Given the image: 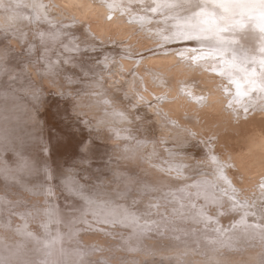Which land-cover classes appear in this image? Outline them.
Listing matches in <instances>:
<instances>
[{
	"label": "rangeland",
	"instance_id": "obj_1",
	"mask_svg": "<svg viewBox=\"0 0 264 264\" xmlns=\"http://www.w3.org/2000/svg\"><path fill=\"white\" fill-rule=\"evenodd\" d=\"M158 1L160 0H151L149 4ZM31 2L16 0L19 7L14 11L22 15V20L18 22L20 24L16 22L7 26L11 28L25 24V35L15 36L16 39L14 37L0 39V264H16L19 257L26 260L24 264H185L184 253L190 256L189 252H193L190 260L194 256L213 260L216 258L213 255L216 249L226 253L238 251L242 246L247 247L241 243L243 240L263 243L253 244L256 251L243 252L241 256H250L251 259L247 261L249 264H264V215H255L256 208L260 209L259 212L264 211V176L258 177L263 173L262 169L264 170V155L258 156L256 153L259 159L254 157L253 152L256 150L249 145L250 140L247 137L244 139L236 137L238 141L235 138L236 148L240 146L238 148L243 149L246 146L245 149H250L248 153L253 155L248 160L254 162L248 161L247 158L242 160L244 165L247 164L246 171L250 173L249 182L252 177L256 180L258 177L259 188L248 189L243 186L244 177L239 176L233 165L221 159L216 148L219 145L217 143L222 144L225 140L223 128L226 127L225 121H219L213 125L214 128L211 126V129L208 128L210 130L197 134L187 131V128L181 127V123L176 120L183 119L186 126L191 125L189 121L192 120L186 118V113L179 116L175 112L171 113L174 118L170 117L174 123L160 122L167 131H163L161 127L162 131L157 132L155 125L154 129L151 126V119L148 118H143L144 120L140 122L134 118V122L124 127L126 130L102 127L100 121L108 119L102 114L106 111L102 106L104 101L109 104L108 110H112L113 107L128 109L130 105L132 110L136 108L135 105L145 108L142 113L151 118L157 114L156 109H159L158 104L161 103L163 95L156 97L151 89L146 87L142 90L134 89L135 96H130L132 100L125 99L115 84L117 78H122L120 72L112 70L108 74L105 69L109 67L101 68L98 60H93V63L99 68L91 66L92 58H89L90 61H83L87 66L84 68L85 73L89 75L88 67H97L104 78L111 79V83L106 82L107 89L106 85L92 88V82L88 81V77L85 79L81 75L75 77L86 92V98L83 100L88 101L87 105H82L81 108L78 103L66 102L76 95L72 93L70 86L60 89L61 86L51 80V73L48 74L50 77L43 75L42 78L38 75L36 79L31 74L29 66L33 65L35 68V63L39 61L50 63L49 67L46 66V70L50 69L48 72L55 70L54 72L67 79L72 76V67L66 66L65 61L59 64V56H56L57 40L66 38L69 44L66 41L61 45H66L67 48L69 46L72 50L80 48L85 53L96 50L111 51L109 46L115 41L110 43L106 40V43H103V40L86 34L68 17L60 18L61 15H55L54 11H50V15L41 14L44 22L40 21L35 13H32ZM50 2L52 0H48L47 3ZM56 2L58 5L55 9L60 13L68 15L69 12H76L77 8L71 6L68 0ZM198 2L202 4L206 0ZM175 3L177 5L181 3L183 6L185 0H176ZM132 5L149 15L154 11L161 12L162 17L158 21L156 18H145L147 23H152L150 25L159 31L155 36L159 37L161 43L137 53L135 44H132L135 49L131 51L127 44L128 40L122 41L121 45L124 47L120 50L125 53V56L121 54L123 58L129 55L126 59H132V55L136 53V55L160 54L159 52L150 54L160 47L170 48L169 54L177 52L178 57L188 58L186 56L192 54L194 56L191 60L194 62L197 54H216L220 56L216 63L222 66L228 64L234 66L232 61H238L229 53L244 54L240 55L243 57H264V25L214 28L205 34L201 31L193 33L189 30L190 27L181 26L182 23L193 24L191 20L181 18L182 15L178 12L181 7L171 10L172 6H169L171 4H167L162 10L156 8L150 11L143 0H134ZM187 5L189 6V2ZM30 13L32 16L29 22ZM139 15L143 14L137 12L134 17H140ZM218 24L228 25L224 21H218ZM148 26H141L134 35L141 33ZM68 27L82 30L80 29L78 33L64 31ZM157 42L153 41L148 45ZM54 44L57 48L53 46ZM88 44L102 45L104 51H99L98 47ZM23 47H26L25 50ZM74 58L81 59L77 56ZM146 58L147 55L140 61H145ZM45 60L49 61L44 62ZM199 60L206 64L215 62V59L209 57H199ZM226 60L229 61L227 64ZM194 66L198 67L195 63ZM129 68L131 73L141 74L138 67ZM250 68L252 74L245 75L247 77L252 75L254 80L264 82V69L256 65H251ZM114 72L117 76L110 75ZM36 73L39 74L37 71ZM238 74H242L241 71L230 72L228 78L234 89L241 78ZM216 76L220 78L219 75ZM197 82L198 87L211 89L209 84H202L200 80ZM98 84L101 86L100 82ZM227 86L228 84L222 88V92L227 91ZM240 88L238 85L237 91L225 93L230 97L226 106L235 105L243 114L254 115V110L258 107L256 105L263 104L264 94L258 93L261 96L255 100V97L245 96ZM49 89L53 92H49L50 95L43 99V94ZM259 91H264V86H260ZM143 92L146 93V97L142 95ZM81 94V97H85L84 93ZM148 94L152 100L148 99ZM182 94L191 99L190 93ZM42 102L46 103L45 109L41 108ZM148 108L150 109L147 110ZM43 112L46 116L41 114ZM236 118L237 116L234 119ZM259 120L257 121L259 125L264 127V118ZM215 127L224 131L222 129L219 131ZM263 129L261 128V132L264 134ZM205 132H209L210 137L204 135ZM214 133L218 134L214 136ZM120 137L123 139L106 141ZM178 138L182 144L184 142L195 144L197 150L195 157L192 155L193 152L184 151L180 147ZM221 144L220 148L224 146V143ZM228 146L230 147L229 144ZM172 153L179 154L177 159L171 158ZM173 163L179 164L178 167ZM254 167L258 170L262 167L261 173ZM252 168L258 171L256 173L253 170L254 175ZM227 189L234 193L228 192ZM192 235L195 238H192ZM21 245L23 247L25 245V248L32 247L33 251L28 249L29 252H25L31 257L24 258V251L23 255L14 256L22 251ZM39 248L41 252L38 251ZM59 248L62 251H59ZM42 249L46 252L43 253ZM188 249L189 252L183 251ZM79 251L83 255L78 254ZM174 254H178V259ZM173 258L176 259L173 261ZM192 264L202 263L193 260Z\"/></svg>",
	"mask_w": 264,
	"mask_h": 264
},
{
	"label": "bare ground",
	"instance_id": "obj_2",
	"mask_svg": "<svg viewBox=\"0 0 264 264\" xmlns=\"http://www.w3.org/2000/svg\"><path fill=\"white\" fill-rule=\"evenodd\" d=\"M31 1L32 2L30 4L32 5V7H31V5H30V7L32 8L31 9L32 13H35L36 17L40 21L44 22V19H43L41 14L50 15V11H54L55 15H57V16L61 15L60 18L68 17L70 19V21L77 23L85 31L86 34L103 40V43H106V40L109 41L110 43L115 41V43H113L109 46V48H111V51L97 52V50H96L95 52L85 53L80 48H77V49L75 48L74 50H72L69 48V46L67 48L66 45H61L62 42L66 43L67 40H66V38L59 39L55 42L56 45L58 44V46H57L58 49H56L57 54L53 53V55L56 54V56L57 55L59 56L60 63L59 62L58 63L60 65H61L62 61H65L66 66L72 67V70H71L72 76H69L66 79L64 76H62L58 72H54L55 70H53V72L52 71L48 72V70H50V69L46 70V66H48V64H50V63H48V64L47 63H40V61H39V63H37V64L35 63V66H36L35 68H38L37 70L34 68L33 65L29 66V70H30V72L34 78L38 79V77H37L38 75L42 76V78H43V75L49 76L50 75L49 73H51V80L56 81L55 84H57L58 86L60 85L61 86L60 89H62V87H69L70 86L73 90L72 93L74 95L76 94L73 99L67 100L66 102L69 101V102L76 103V104L78 103L77 105L82 108V105L86 106L87 102H88L87 100H83V98L84 99L86 98V92L84 89L81 88L80 82L77 81L75 77H80V75L83 79L88 77L87 78L88 81L92 82V85H93L92 88L93 87L100 88V87L106 85V82L111 83L110 78H104V76L98 72V69H96L98 66L95 63H93V60H98L99 66H101V68L109 67V68L105 69V72H107L108 74L112 70L120 72V75H122V78L121 79L117 78L115 84H116V89L120 93L124 94L125 99L131 98L130 96H132V97L135 96L134 93L136 90H134V89L142 90V88H146V87L150 88L152 91V94L155 95L156 97H161V95H163L161 98V103L158 104L159 109H156L157 114L155 116H152L151 118L148 115L142 113V111H145V108H141V107H138L135 105L136 108L132 110V106L130 105V107L128 109L124 108V107H118V108L113 107L112 110H108L107 106L109 104L106 101H104V103H102V106H103V109L106 111L102 112V114L106 115V117L108 119H106V120L103 119L100 121L102 127L108 126V127L113 128V129H116V130H119L121 128H123L121 130H126V128H124V127H126V125L134 122L133 121L134 118H136L135 120L138 122H140L141 120L143 121L144 120L143 118H148V120L151 119L150 121H152L151 126L154 128V125H155L156 131L158 132V131H162V128H163L161 126V123H160L161 121H167L169 124L174 123L172 121V118H170V117L174 118V115L172 116L171 113L175 112V113L179 114V116L183 113H186V118L188 120H192V121H189L191 123V125L189 124V126H186L183 119H181V120H183L184 123L180 119H176V120L179 123H181V125H180L181 127L187 128V131L191 132L192 134H197V132H204V130L206 131L208 128L213 126L215 123L217 124V122H219V121H225L226 127L223 126V128L225 129V132H224L225 140L222 141L224 143V144L222 143L224 146H222V148H220L219 145L221 143H217V145L218 144L219 145L216 146V148L219 152V155L221 156V159L223 161H227V163L229 165H233V168L237 169L239 176L244 177L243 186L247 187L248 189L252 188V187L259 188L258 177L262 178L264 176V170L262 169L263 166L260 168V169H262L263 173L260 172V169L258 170V168L256 169V167H254V169L258 170L259 173H261V174L258 175L257 180H256V178L253 179V177H252L250 182H249L248 176H250V173L246 171L245 168L247 167L246 166L247 164L244 165L243 160L245 158H247V160H248V158H251V156L253 157V155H251V153L250 154L248 153V151L250 150L248 147L247 148L249 150L245 149L246 144L242 145L245 147H243V149H241V148H238L240 146H238L236 148L235 143H236V140L238 141V138H236V137H241L242 139L247 137L250 140L249 145L253 148L254 151L256 150L255 152H253L254 157L256 156L255 155L256 153H257V155L259 154L258 156H260L261 154L264 155V151H262V150H264V134L261 132V128L263 129L264 127H261L262 125L260 126L259 123L257 122L258 119L261 120V118L262 119L264 118V101H263V104L259 103V105H256L258 107L254 110V115L253 114L251 115L250 113L245 115V114H243V112L241 110L237 109L235 105H230L229 107L226 106V102L230 99V97L228 96V94H225V93H227V92L232 93V91L235 92V90L237 91L238 85H239V86H241L240 90L244 91L243 94H245V96L255 97V100H258L256 97L261 96V95H258V93L264 94V91H259V87L264 86V82L262 80H254L255 78L252 75H251V77H247L245 74L251 73L249 71L251 69L250 68L251 65L260 66L264 69V57H243L240 55H244V54L229 53V55L235 56L234 58L237 59L238 61L233 60L234 61L233 62L231 60L234 66H230L229 64L226 66H222L220 63H216L219 60L218 58H220V56H218L216 54L215 55L214 54H197V55H195L196 58H194L196 62H194L191 60V58L194 55L188 54L186 57H188L189 59L184 58V57H178L177 52L169 54L170 48H164V47H160L159 49H155L152 52H150V54L155 53V52H159L160 54L157 53L156 55H149V54H143L142 53L143 55H141V54L136 55L139 51L146 49V48H149V46H153V45H156L158 43L159 44L161 43V40L159 39V37L155 36L156 32H157V34L159 33V31H157V28L151 26L150 24H152V23H150V22L147 23L146 19H145L147 17H149V18L151 17L152 19L156 18V21H158L162 17L161 12L154 11L152 14L149 15L144 10L133 6L132 4H133L134 0H68L70 5L76 7L77 9H76V12H74V13L69 12L68 15H64V14L60 13L59 10L57 11L55 9V6L58 5L56 0H52V2H50L49 4L47 3L48 0H31ZM150 1L151 0H143V3L148 7V9L150 11L156 10V8H159V10H162V9H164L163 7H165V5L167 6V4H171V5H169V6H172L171 10L178 9L181 7L178 10V12L182 15L181 18L185 17L184 19L191 20L193 23L192 25H190L188 23H186V24L182 23L181 26L190 27L189 30H192L193 33L201 31V33L205 34L208 32V30H211L214 28L246 27V26H252V25H264V0H228V1H225V0H206V2L202 3V4L199 3L198 0H185V5H183V6H181V3L179 5H177L175 3L176 0H160V1L156 2L155 4H152V3L149 4ZM188 2H189V6L187 5ZM229 3L230 4L232 3L233 5H229ZM196 4H197V6H195ZM17 7H19V5L16 4V0H0V39H6V38H11V37H14L16 39V37H18V36L22 37L23 35H25L24 34L25 24L21 25V26L17 25L15 27L7 28V26L10 25L11 23H13V24L16 22L18 23L19 21L22 20V15L20 13H17L14 11V9H17ZM52 8H53V10H52ZM166 9H167V7H166ZM137 12L143 14L145 17L143 15L142 16L139 15L140 17H134V14H136ZM194 12L197 14L194 15L193 14ZM32 13H30V15H28L29 22H30V19H31L30 17L32 16ZM110 15L113 16V18L111 16L112 19L111 18L109 19ZM168 16H169V14L166 15V17H168ZM72 17H74V18H72ZM218 21H224V22L228 23V25H220V24H218ZM135 23H137L138 25H135ZM18 24H20V23H18ZM148 25H150V26H148ZM141 26H145V27L148 26V28L145 30H142L141 33H139V34L134 35L135 31H137ZM81 28L68 27V28L64 29V31L78 33ZM59 29H61V28H59ZM163 34H164V32H163ZM126 40H128L127 44L130 46L129 50L133 51L135 49V48H133L132 44H135L134 46L137 47V49H138L137 53L134 51V53H136V54L132 55V57L134 59L133 58L132 59H126V58H128L129 55L128 56L126 55L127 56L126 58L122 57V55L125 56V53L120 50L121 48L124 47L123 44L121 45V42L126 41ZM153 41H158V42L148 45L149 43H152ZM58 42H60V43H58ZM145 42L147 43L146 45H148V46H146L144 44ZM10 44H11V46H13L12 45L13 43L10 42ZM55 44L53 45L54 47L56 46ZM67 44H69L68 41H67ZM72 44H71V46H72ZM88 45L98 47L99 51H104L103 48H101L102 45H99V46L96 44H88ZM142 45H145V47H141L142 48L141 49L140 46H142ZM27 46H28V44H27ZM50 46H52V44ZM57 47H55V48H57ZM25 48L26 47H23L24 50H25ZM16 49H17V51H19L18 48H16ZM88 50H90V49H88ZM116 50H117V52H116ZM49 51H50V49H49ZM146 55H147L146 60L140 61ZM14 56H15V54H13V57ZM75 56L81 57V59H79V58L75 59L74 58ZM130 57H131V54H130ZM199 57H201V58H208L209 57V58L215 59V62H211L209 64L201 63L202 61L199 60ZM89 58H92V60L90 61ZM9 59H10V56H9ZM216 59H217V61H216ZM25 61L27 62L28 59ZM48 61L49 60H47V61L45 60L44 62H48ZM83 61L84 62L90 61L91 66L95 65L97 67L96 68L88 67L89 75H87L85 73V70H84V68L86 69L87 66H85L83 64ZM183 61H185V62H183ZM228 62L229 61L226 60V64ZM194 63L196 65H198V67L194 66ZM235 63L237 64L236 67H235ZM79 65H80V68H79ZM199 65H200V67H199ZM59 67H62V66H59ZM129 67H131V68L138 67L141 74L131 73ZM52 68H53V65H52ZM35 70L37 72H39V74H37ZM228 71L237 72V73L241 71V73H242V74H238V76H241V78L238 79V81H239L237 83L238 85L235 84V87H236L235 89L233 88V86H231L229 84L230 81L228 80V78L230 77V72H228ZM215 73H217V74H215ZM56 74H59V75L56 77L55 76ZM127 74H130V75H127ZM110 75L117 76L115 74V72L111 73ZM216 75H219L220 78ZM130 76H131V78H130ZM127 77L130 79H127ZM157 77H158V79H157ZM112 78H115V77H112ZM198 80L202 81V84H209L211 86V89L198 87V82H197ZM58 81H60V82H58ZM68 82H73L74 84L68 85L67 84ZM99 82L101 83V86L98 84ZM44 84L46 85L45 81H44ZM85 84L88 87V84L87 83H85ZM227 84H228L227 89H226L227 91L222 92V88H224ZM117 85H118V87H117ZM107 86L108 85H106V89H107ZM110 89H112V88H110ZM150 89L148 91H150ZM198 90L200 92H198ZM181 91L184 93H190L192 95L191 99L189 97L183 95ZM49 92H53V91H51V89L47 90L46 94H43L44 95L43 99H45V97L50 95ZM81 93H84L85 97H83V96L81 97V95H82ZM142 95L146 97V93L144 94V92H143ZM54 96H55V94H54ZM88 96H90V95H88ZM147 97H148V99L152 100L151 95L148 94ZM76 100H78V101H76ZM131 100H132V98H131ZM120 101L123 103V101L121 100V97H120ZM63 102L64 101H62V103ZM62 103L60 105H62ZM93 103L96 104L95 101ZM256 103L257 102H255V104ZM45 104L46 103H43V107H41L42 109H45V107H44ZM161 104H163V105H161ZM150 108H148L147 110H149ZM43 113H41V114L45 115V113L44 114ZM90 113L92 114V112H90ZM79 114L81 115V113H79ZM236 116H237V118L234 119ZM244 117H246L245 121H244ZM43 120L45 121V118ZM203 121H204V124H202ZM44 123H46V122H44ZM196 123L198 125H196ZM261 124H263V123H261ZM229 125H230V127L227 128V126H229ZM176 126L178 127L179 125H176ZM212 128H214V126ZM210 129H208V130H210ZM216 129H219V131H221L220 129H222V128L217 127ZM224 129H222V130L224 131ZM212 130L214 131V129H212ZM212 130L210 131V133L212 132ZM163 131H167V130L163 128ZM47 133H48V131H47ZM205 133H204V135H208L209 132L206 134ZM215 133H214V136L218 134V133L217 134H215ZM163 134H161V136ZM220 136L222 137V135H220ZM220 136H218L219 139L221 138ZM164 138H165V136H164ZM235 138H236V140H235ZM73 139H75V138H73ZM118 139H123V137L116 138V139L112 138V139H108L106 141L107 142H110L111 140L117 141ZM213 139H215V138H213ZM71 140H72V138H71ZM221 140H223V139H221ZM179 141L180 140L178 138V142ZM241 141H245V140H241ZM63 144H65V143H63ZM228 144L230 145V147L228 146ZM180 147H182V149L184 151L191 152V153L193 152L192 155H194V157H195L197 150L195 148L194 143H190V144H187V142H184V144L180 143ZM102 149H104V148H102ZM177 155H179V154L172 153L171 158L177 159ZM258 156H256V157H258ZM138 157H139V155L137 156V158ZM242 158H243V160H242ZM258 159H259V157H258ZM219 160H220V157H219ZM248 161L254 162L253 160H248ZM261 161H263V160H261ZM53 162H55V161H53ZM173 164H174V166L178 167L180 162L178 165H176L175 163H173ZM254 169L252 168V171ZM256 170H254V171H256ZM254 171H253V175H254ZM258 171H256V173ZM230 178L232 179V175H230ZM220 182H222V181H220ZM243 186H241V187H243ZM228 190L229 189H227V191ZM228 192L234 193L232 190H229ZM259 210H260L259 208H256L255 215L256 216L264 215V211L259 212ZM68 229H70V228H68ZM66 236L68 237V235H66ZM87 238H89V237L87 236ZM192 238H195V237H193V235H192ZM234 242H236V241H234ZM166 243H168V241H166ZM241 243L243 245H246L247 247L242 246V248L238 251L237 250L236 251H230V252L227 251L226 253L220 252L216 248H215L216 249L215 250L214 247H210V248H213L215 250V252H213V255H215L216 258L213 260L202 259L199 256H194V258L192 260H190L189 258L191 257V254H193V252L192 253L189 252V249L186 251L183 250L184 252L190 253V256H188L189 254L187 255V253L186 254L184 253L185 256H183V258H185L186 260L183 259V262H185V264H192L193 260H197V261L201 262L202 264H207L208 262L212 263V264H249L247 261L249 259H251V257L250 256L242 257L241 254L243 252H247L250 250L256 251V248L252 245L255 243L257 245H260L263 243L258 242V241H256V242L249 241V240H243ZM7 245H9V244H7ZM9 246H11V245H9ZM84 246H86V245H84ZM84 246H82V247H84ZM20 247L23 248L22 251L18 252V254H15L14 256L19 257V255H23L22 254L23 251H24V253L25 252L27 253L30 251V249H31V251H33L31 246H27L25 248V245H24V247H23V245H21ZM188 247H190V246H188ZM79 248H81V246ZM28 249H29V251H28ZM36 249H38V248H36ZM40 249L41 248H39L38 251L41 252ZM113 249H115V248H113ZM43 250L44 249H42V251ZM82 250H84V249H82ZM175 250L177 251V249H175ZM59 251H62V250H60V248H59ZM45 252H46V250H45ZM45 252L43 251V253H45ZM79 252H78V254L83 255V253H81V252L79 253ZM26 253H25V255H23V257L24 256H26L27 258L31 257V255H28ZM168 253H170V252H168ZM36 254H38V252ZM78 254H77V256H78ZM85 254H86V252H85ZM73 255H74V252H73ZM175 256H177V259H178V254ZM96 257H98V256H96ZM19 258L20 259L17 258L18 260L16 261V264H24L26 260L24 261L22 257H19ZM169 259H171V258H169ZM175 259L173 258V261ZM180 259H181V257H180ZM79 260H81V259L79 258ZM165 260L167 261V258H165ZM86 261H87V259H86ZM65 262H67V261H65ZM133 262H134V260H133ZM149 262H152V261H149ZM167 262H169V261H167ZM135 263H137V262H135ZM58 264H60V263H58ZM84 264H87V263H84ZM181 264H184V263H181Z\"/></svg>",
	"mask_w": 264,
	"mask_h": 264
}]
</instances>
